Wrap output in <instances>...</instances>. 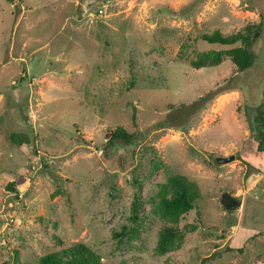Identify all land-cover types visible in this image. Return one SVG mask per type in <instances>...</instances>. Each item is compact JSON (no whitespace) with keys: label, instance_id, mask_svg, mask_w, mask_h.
<instances>
[{"label":"rangeland","instance_id":"374dc122","mask_svg":"<svg viewBox=\"0 0 264 264\" xmlns=\"http://www.w3.org/2000/svg\"><path fill=\"white\" fill-rule=\"evenodd\" d=\"M261 19L264 0H0V264L79 241L104 264H264V25L243 71L224 53L240 42L200 37ZM218 50L219 64L193 65ZM117 125L133 136L106 150ZM172 174L199 193L178 219L160 209ZM166 226L178 235L160 253Z\"/></svg>","mask_w":264,"mask_h":264},{"label":"trees","instance_id":"16d2710c","mask_svg":"<svg viewBox=\"0 0 264 264\" xmlns=\"http://www.w3.org/2000/svg\"><path fill=\"white\" fill-rule=\"evenodd\" d=\"M263 20L258 22H248L241 29L224 34L219 29H214L211 32L203 33L200 37L209 43H218L224 45H232L240 42L239 46L232 47L225 51L232 62L236 65L237 71H243L253 65L256 60V52L254 51V44L258 42L263 30ZM223 59V51L218 50L212 53H202L196 59L192 60L194 66H212L219 64ZM132 104V103H131ZM133 111L131 118L135 121L136 106L132 104ZM258 118L264 123V90L263 99L258 105ZM264 128V127H263ZM133 136V133L127 130L122 125H117L113 128H108L107 139L105 141L106 150L109 149L113 142L117 139L128 141ZM7 140L10 144L21 146L22 144H29L31 142L30 136L24 131H10L6 133ZM258 151L261 152L260 159L262 165L257 166L256 171L264 172V129L260 132V139L258 144ZM245 163L249 164L244 160ZM253 167L252 165H249ZM251 170V169H250ZM247 172H250L249 170ZM17 180L9 181L6 186L13 190L14 185L18 183ZM198 186L194 180L189 179L184 174H172L168 177L164 185L163 192L160 199L161 211L174 219H178L180 215L194 208V200L198 196ZM141 200L134 198L132 203V213L130 219L137 222L139 218V207ZM226 208V207H225ZM126 228V227H124ZM178 230L173 226L164 227L159 233L156 249L158 252H165L168 250L173 241L178 235ZM120 237L127 235L122 230L117 233ZM39 264H104L101 254L92 249L86 243L79 241L59 250L47 252L39 259Z\"/></svg>","mask_w":264,"mask_h":264},{"label":"water","instance_id":"95a60500","mask_svg":"<svg viewBox=\"0 0 264 264\" xmlns=\"http://www.w3.org/2000/svg\"><path fill=\"white\" fill-rule=\"evenodd\" d=\"M218 163H224L228 162L231 159H233V156L230 155L228 157H222L218 156L215 158ZM221 203L224 205L226 208H240L241 207V201L233 197L230 193L224 192L222 197H221Z\"/></svg>","mask_w":264,"mask_h":264},{"label":"flooded vegetation","instance_id":"af4514ba","mask_svg":"<svg viewBox=\"0 0 264 264\" xmlns=\"http://www.w3.org/2000/svg\"><path fill=\"white\" fill-rule=\"evenodd\" d=\"M236 198V197H235Z\"/></svg>","mask_w":264,"mask_h":264}]
</instances>
